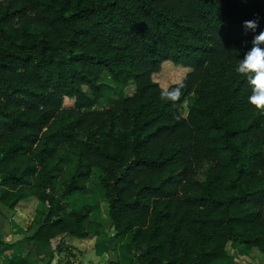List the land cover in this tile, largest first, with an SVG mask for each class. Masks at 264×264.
<instances>
[{
	"label": "trees",
	"instance_id": "obj_1",
	"mask_svg": "<svg viewBox=\"0 0 264 264\" xmlns=\"http://www.w3.org/2000/svg\"><path fill=\"white\" fill-rule=\"evenodd\" d=\"M260 32L264 0H0V202L35 201L24 239L49 249L0 264L101 234L69 199L93 170L108 264H229L235 244L264 257V113L235 71ZM166 59L189 69L164 86Z\"/></svg>",
	"mask_w": 264,
	"mask_h": 264
},
{
	"label": "rangeland",
	"instance_id": "obj_2",
	"mask_svg": "<svg viewBox=\"0 0 264 264\" xmlns=\"http://www.w3.org/2000/svg\"><path fill=\"white\" fill-rule=\"evenodd\" d=\"M188 69L189 67L187 66L177 64L171 59H166L161 63L159 71L153 74V78L161 85L166 86L181 79ZM72 101V98L66 97L64 99L65 104H71ZM69 199L74 206H80L84 203L92 204V214L99 217L104 224L101 227V234L99 236H89L82 239L75 235L66 234L52 239L51 247H54L55 255L54 258L52 257L53 260L51 262L54 264H63L65 261L71 260L74 264H108L109 260L115 259L116 256L109 248L105 249L104 246V244H108L109 247L112 245V241L108 239V235L112 233V227L110 226L109 220L107 221V202L99 186L96 170L92 171L88 179L87 189L84 192L75 193ZM35 205V201L26 200L16 207L17 212L21 214L20 217L27 218V226L29 227L33 226L38 218L36 215L33 217ZM24 220L21 218L19 221L20 224H23ZM231 252L233 258L232 263L229 264H264V257L258 249L249 251L243 244H235ZM45 257L47 255L43 256V258ZM30 258L38 259L41 257L36 258L33 255ZM134 264L138 263L135 262Z\"/></svg>",
	"mask_w": 264,
	"mask_h": 264
},
{
	"label": "crops",
	"instance_id": "obj_3",
	"mask_svg": "<svg viewBox=\"0 0 264 264\" xmlns=\"http://www.w3.org/2000/svg\"><path fill=\"white\" fill-rule=\"evenodd\" d=\"M20 215L16 207L9 208L0 202V247H5L0 254L1 262L6 259H17L24 254H29L30 257L35 255L36 258L43 257L46 255V251H49V249L37 246L31 240L26 241L24 239L33 230L27 226V218L20 217ZM21 218L25 219L23 224L19 222ZM30 230L32 231L30 232ZM54 255L55 250L53 251V258ZM50 264L54 263L50 262Z\"/></svg>",
	"mask_w": 264,
	"mask_h": 264
},
{
	"label": "clouds",
	"instance_id": "obj_4",
	"mask_svg": "<svg viewBox=\"0 0 264 264\" xmlns=\"http://www.w3.org/2000/svg\"><path fill=\"white\" fill-rule=\"evenodd\" d=\"M245 27L255 31L258 27L257 21H246ZM264 32L256 35L252 41V47L243 59L239 60L235 71L247 79L251 88V94L247 102L254 109L264 113Z\"/></svg>",
	"mask_w": 264,
	"mask_h": 264
}]
</instances>
